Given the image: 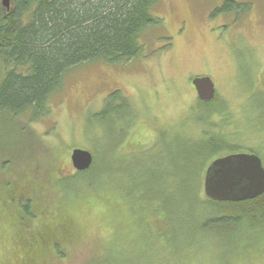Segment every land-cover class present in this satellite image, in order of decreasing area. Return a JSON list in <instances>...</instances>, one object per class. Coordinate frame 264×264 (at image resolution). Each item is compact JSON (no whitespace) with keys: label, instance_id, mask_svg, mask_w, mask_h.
<instances>
[{"label":"rangeland","instance_id":"374dc122","mask_svg":"<svg viewBox=\"0 0 264 264\" xmlns=\"http://www.w3.org/2000/svg\"><path fill=\"white\" fill-rule=\"evenodd\" d=\"M225 1L228 0H160L152 9L159 23L149 27L141 38L140 58L117 65L96 62L75 67L50 96L48 116L37 122H29V115L13 122L0 119V183L16 180L22 183L23 174H14L24 169V189L33 192L24 190L25 196L33 197L44 211L52 213V217L46 216L34 227L54 226L61 223L58 216H65V224L77 232V241L82 240L66 246L62 259L47 256L48 249L44 247L35 248L31 256L37 260L33 264H99L106 258L107 264H113L115 259L108 246L111 228L122 229L125 234H131L130 228H134V225L130 227L132 219L121 203L112 201L111 210L98 206L100 198L93 199L92 193L102 195L103 200L106 197L96 191V186L90 188L89 183L94 182L88 183L87 177L79 176L77 183L91 189L90 192L80 194L83 187L76 185L52 198L57 190L50 176L53 171L61 176L74 175L70 162L74 149L91 152L93 159L99 157L105 162L99 168V177L104 175L109 179L113 191L130 205L132 218L139 219L153 213L149 212L150 204L146 211L139 197L137 186L141 181L130 174L160 177L165 182L167 175H171L166 165L190 152L197 154L196 147H184L189 139L199 145L203 133L226 135L232 143L244 138L247 146L258 150L264 166V94L257 92V86L264 90V0H229L241 9L215 12ZM245 67L251 69L247 78ZM1 71L0 66V75ZM202 76L212 80L217 92L209 107L198 105L190 85L191 79ZM116 90L130 101L132 118L128 122L127 118L122 120L113 114L108 120L97 121L94 116L105 98ZM186 125L191 127L190 131L185 130ZM162 130H166L168 137L163 144H156ZM176 135L182 138L174 139ZM146 146L148 150L135 152ZM201 160L203 157L197 161L199 166ZM5 161L8 164L3 167ZM210 162L205 164L203 174ZM192 163L196 171V164ZM59 182L57 179L58 189ZM64 183L70 182L63 181L61 185ZM200 185L203 199V179ZM16 187L23 189L22 184ZM43 189L50 190L43 196ZM108 189V186L102 188L103 192ZM165 190L169 204L172 191L166 186ZM178 195L182 196H173L181 203ZM189 199L192 200L189 207L179 205L176 214L168 218L180 216L177 221H188L183 220L186 213L199 216L201 205L196 197ZM173 223L168 219L164 232L173 228L175 238L181 243L188 227L183 229V224ZM11 227L15 229V221ZM249 231L238 233L240 240L230 248L219 246L214 239L199 238V249L192 250L195 255L186 264H264V229ZM0 232L5 233H0V238L6 236L0 243V254L8 255L14 233L3 223ZM159 254L166 255L162 251ZM28 262L32 264V259H27ZM0 264L13 262L0 258Z\"/></svg>","mask_w":264,"mask_h":264},{"label":"trees","instance_id":"16d2710c","mask_svg":"<svg viewBox=\"0 0 264 264\" xmlns=\"http://www.w3.org/2000/svg\"><path fill=\"white\" fill-rule=\"evenodd\" d=\"M159 1L11 0L8 10L0 6V66L2 67L0 119L3 118L4 122H13L21 118L24 120V116L29 115V122H37L48 116L50 96L61 87L64 76L75 67L96 62L117 65L140 58L143 49L141 38L149 27L159 23V19L152 15V9ZM240 9L239 4L228 0L215 12ZM244 69L247 78L251 69L248 67ZM260 87L257 86V92L264 94L263 87ZM202 104L204 107H209L213 103H203L199 100L198 105L202 107ZM132 112L130 101L122 92L116 90L107 95L102 108L94 118L98 119L97 121L108 120L116 114L117 118L122 120L127 118L129 122ZM190 128L188 125L185 126V130L190 131ZM167 137L166 130L160 131L157 136L159 141L156 144H163ZM173 138L182 137L176 135ZM198 141L201 142L196 145L192 139H189L188 145L184 147V149L196 147L194 150H197V154L192 155L190 152L186 157L171 160L166 165L169 166L171 175H167L165 182L160 177L149 178L139 177V173L130 174L131 178L135 176L133 179L141 181L137 191L147 208L146 211L149 204L151 205L149 212L153 213L152 216L132 218L130 214L133 211L129 209L128 202L113 191L109 179L104 175L99 177V168L105 165L99 157L93 159L89 169L83 172L75 171L73 176H61L51 171L50 178L57 190L53 191L52 198L54 196L57 198L61 192L73 186H80L77 183L80 176L87 177L84 179L88 183L94 182L89 183L90 188L96 186V191L105 195L106 199L103 200L100 197L102 195L92 193L93 199L100 198L99 207L103 206L102 208L111 210L114 207L112 201L122 204L120 206L126 209L127 215L132 219L130 227L134 225V228L125 226L127 229L130 228V232L132 230L131 234L128 232L125 234L117 227L111 228L108 246L113 253L112 259L116 262L112 261L113 264H186L189 258L195 255L192 250L199 249L197 242L199 238L214 239L219 246L230 248L240 240L241 236L237 235L238 233L248 230L258 232L264 229V194L254 200L243 202H217L206 197L201 199L200 184L205 164L222 153L234 154L240 150L231 148V144L224 138L209 132L203 133ZM146 148L147 146L135 152L149 149ZM254 152L261 157L258 150ZM200 157H203V160L200 161L202 163L199 166L197 161ZM193 161L196 164V171ZM7 164L8 161L2 162L3 167ZM51 164L53 168L56 167L53 162ZM12 173L10 171L9 175ZM19 173L23 174L24 178V169L18 170L14 176H20ZM22 176V183L17 180L14 183L10 181L0 183V226L3 223L14 233L11 237L10 252L8 255L0 254V258L13 264H27V259H32L33 264L34 260H37L31 256L33 249H39L41 246L44 250L48 249L47 256L62 259L67 250L66 246L77 241V232L68 228L65 224V216H58L61 223L56 222L54 226L40 224L37 228L34 227L46 216L52 217V213L44 211V207L37 204V200L33 197L25 196L26 189ZM57 179H60V189L57 187ZM63 181L70 183L61 185ZM21 184L23 189L19 190L16 186ZM106 186L109 189L103 192L102 188ZM165 186L172 191L169 204L166 202ZM82 187L83 190L78 192L80 194L91 190L82 185L80 189ZM43 190L44 196L45 191L49 192L50 189ZM26 192L33 194L32 191L26 190ZM107 193L109 194L106 195ZM174 194L182 195H178L182 199L181 203L175 200ZM189 196L196 197L199 203L197 204L201 205L200 215L186 213L183 220L188 221H177L180 216L168 218L176 214L179 205L188 204L189 207L192 204ZM168 219L174 221L172 225L179 222L180 225L183 224V229L188 227L183 233L185 236L183 242L177 241L175 233L172 232L173 228L167 233L164 232L163 227ZM12 221H15V229L11 227ZM241 227L243 228L240 230ZM5 240L6 236L1 237L0 243ZM81 241L78 240L76 243L79 244ZM160 251L165 252L166 255L160 256ZM36 255L41 256L38 252ZM108 260V258L100 260L99 264H107ZM163 260H166V263Z\"/></svg>","mask_w":264,"mask_h":264},{"label":"water","instance_id":"95a60500","mask_svg":"<svg viewBox=\"0 0 264 264\" xmlns=\"http://www.w3.org/2000/svg\"><path fill=\"white\" fill-rule=\"evenodd\" d=\"M10 1L2 0L1 6L9 9ZM198 99L209 101L214 96L210 78L199 77L191 81ZM72 167L83 172L90 168L92 155L85 150L74 149L70 155ZM206 198L217 202H243L264 194V168L254 154H231L214 160L206 169L203 180Z\"/></svg>","mask_w":264,"mask_h":264},{"label":"flooded vegetation","instance_id":"af4514ba","mask_svg":"<svg viewBox=\"0 0 264 264\" xmlns=\"http://www.w3.org/2000/svg\"><path fill=\"white\" fill-rule=\"evenodd\" d=\"M243 69V68H242ZM203 77V76H202ZM196 78V77H195ZM194 79V78H193ZM193 79H191V81L193 80ZM239 79V78H238ZM191 81H190V85H191V87H192V91L193 92H195L196 93V91H195V89H194V87L192 86V84H191ZM242 82V81H241ZM213 83V82H212ZM213 86H214V84H213ZM214 96H213V98L211 99V100H209V102L208 101H202V100H200V99H198V97H197V100L199 101H202L203 103H210L212 100H214V98H215V96H216V94H217V92H216V89H215V87H214ZM196 96H197V94H196ZM215 135V134H214ZM218 135H219V137H222V138H224L229 144H231L230 145V147L231 148H235V149H237V150H240L238 153H246V154H255L256 156H258V157H260L257 153H255L253 150V147L252 146H247V144L245 143V140H244V138H242L240 141H234L233 143L231 142V141H228L227 140V138L225 137L226 135H222V134H219L218 133ZM231 135V134H230ZM233 135H234V133H233ZM236 135H237V133H236ZM241 137H239V139H240ZM257 149V148H256ZM234 154H237V153H234ZM226 155H229V154H222V155H220V156H218V157H216V158H220V157H223V156H226ZM215 158V159H216ZM214 160V159H213Z\"/></svg>","mask_w":264,"mask_h":264}]
</instances>
